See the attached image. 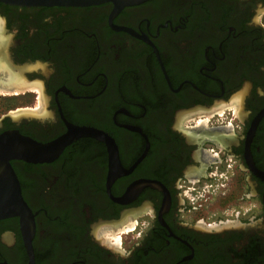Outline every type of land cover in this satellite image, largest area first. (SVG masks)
Listing matches in <instances>:
<instances>
[{
    "label": "flooded vegetation",
    "instance_id": "af4514ba",
    "mask_svg": "<svg viewBox=\"0 0 264 264\" xmlns=\"http://www.w3.org/2000/svg\"><path fill=\"white\" fill-rule=\"evenodd\" d=\"M262 14L264 0L0 1V80L21 83L0 94L23 104L0 137L69 140L51 160L9 158L34 229L0 218V264H264ZM227 160L254 213L195 218L186 183Z\"/></svg>",
    "mask_w": 264,
    "mask_h": 264
},
{
    "label": "rangeland",
    "instance_id": "374dc122",
    "mask_svg": "<svg viewBox=\"0 0 264 264\" xmlns=\"http://www.w3.org/2000/svg\"><path fill=\"white\" fill-rule=\"evenodd\" d=\"M262 22L264 24V14H262ZM3 93V92H1ZM237 97H232L230 100L236 101L241 98V94H236ZM238 101V100H237ZM241 101V100H240ZM15 105V106H14ZM17 105H23L19 100L11 96H2L0 94V114L9 109H14ZM38 106V105H37ZM233 107L234 104H231ZM23 106L11 112V114L19 112H25L28 109H24ZM222 110V109H221ZM220 111V110H218ZM205 121V119H203ZM220 118L216 120L220 123ZM196 123V120L189 122ZM204 147H212L211 145L205 144ZM215 149V148H214ZM229 160L222 163H213L212 168L215 174L210 177L202 178L197 182H187L184 188V197L187 204L192 206L193 213H195V218L204 219L206 222H218L225 221L230 222L237 219L246 220V218L254 213V202L247 198L248 193L245 190L246 186L242 183L241 191L238 190L239 184L236 183L235 179H228L231 173L228 171L231 167H228ZM216 165V166H215ZM224 188V189H221ZM226 192V193H225ZM189 216L194 217L190 214ZM120 230V229H119ZM121 232L123 229L120 230ZM108 235L105 234L104 240L114 241V243L119 244L121 241L120 232L110 230ZM111 236V237H110Z\"/></svg>",
    "mask_w": 264,
    "mask_h": 264
},
{
    "label": "water",
    "instance_id": "95a60500",
    "mask_svg": "<svg viewBox=\"0 0 264 264\" xmlns=\"http://www.w3.org/2000/svg\"><path fill=\"white\" fill-rule=\"evenodd\" d=\"M1 2L18 5V6H88L97 5L101 3L110 2L114 6V10L118 11L125 6L140 3L144 0H0ZM264 114V108L258 113L253 121V126L256 121ZM252 126V130H253ZM69 140L65 137H61L55 141L49 143L36 142L30 138L21 136H5L0 137V154L4 157L0 159V173L7 177L9 184L14 180L13 190L10 188L9 192L6 189L0 191V218L21 215L25 213L23 220L26 228L29 231V235L33 232L34 224L30 210L23 201L16 180L13 179L14 173L9 164V158L11 157H23L31 161H43L51 160L55 158L64 145ZM58 142L57 144H55ZM3 151V152H2ZM4 180V181H6ZM8 184V186H9ZM4 186L2 182L0 187ZM10 187V186H9ZM28 248H30L29 241H26Z\"/></svg>",
    "mask_w": 264,
    "mask_h": 264
},
{
    "label": "bare ground",
    "instance_id": "6f19581e",
    "mask_svg": "<svg viewBox=\"0 0 264 264\" xmlns=\"http://www.w3.org/2000/svg\"><path fill=\"white\" fill-rule=\"evenodd\" d=\"M12 75H9L10 77L7 78V79H5V80H3V79L0 80L1 87H6V88L8 87V88H10V87H14V86L21 85V83L19 82V79L16 76H12ZM6 76H5V78H6ZM57 143L58 142H56L55 144H57Z\"/></svg>",
    "mask_w": 264,
    "mask_h": 264
},
{
    "label": "clouds",
    "instance_id": "9594fccd",
    "mask_svg": "<svg viewBox=\"0 0 264 264\" xmlns=\"http://www.w3.org/2000/svg\"><path fill=\"white\" fill-rule=\"evenodd\" d=\"M5 24H6L5 18L4 17H0V30H3Z\"/></svg>",
    "mask_w": 264,
    "mask_h": 264
}]
</instances>
